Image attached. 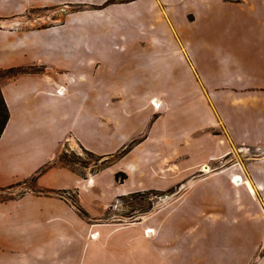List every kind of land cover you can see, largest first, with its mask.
Returning a JSON list of instances; mask_svg holds the SVG:
<instances>
[{"label": "crops", "instance_id": "crops-1", "mask_svg": "<svg viewBox=\"0 0 264 264\" xmlns=\"http://www.w3.org/2000/svg\"><path fill=\"white\" fill-rule=\"evenodd\" d=\"M73 7L96 15L20 27L31 11ZM100 41L125 44L101 60ZM35 66L0 86V188L36 176L40 193L0 202V264H264V154L249 156L264 146V0H0V70ZM140 133L87 178L41 170L70 138L111 156ZM171 189L182 194L165 211L98 220L100 201L105 211ZM59 191L75 193L86 217Z\"/></svg>", "mask_w": 264, "mask_h": 264}, {"label": "rangeland", "instance_id": "rangeland-1", "mask_svg": "<svg viewBox=\"0 0 264 264\" xmlns=\"http://www.w3.org/2000/svg\"><path fill=\"white\" fill-rule=\"evenodd\" d=\"M96 8H84V7H73V8H64V9H50V10H37V11H31L27 14H25L21 19H19L20 27H24L25 29H53L55 26L59 25L60 23H64L65 17L75 16L77 12L80 13H88V20H91V18H94L96 14L92 15V12H94ZM78 15V14H77ZM72 23L68 22L67 27H70ZM74 25L72 29L70 28L68 30V34H75ZM131 28V27H130ZM84 36L86 38L89 37L91 32V27L87 24L84 25ZM67 34V35H68ZM125 43L120 42H108V41H100L98 43L99 52L101 55V60L105 59L108 60V56L113 54L111 52H114L118 49H123ZM130 47H128V45ZM125 46V49H129L131 51H137L139 50L140 46L143 45L142 43H127ZM84 49H90L92 47L97 48V43H92L90 41L84 43ZM74 43L68 42L67 50H73ZM41 69V67H39ZM25 73H41L42 71H38V67H31L29 69H23L22 70ZM85 75H90L92 73V70H88L84 68ZM14 77V76H13ZM12 76L9 78H4L0 81V86L4 80L12 79ZM90 78V76H88ZM153 101V100H152ZM151 101V106L155 110V112L160 111L162 109V106L160 102H155L154 104L160 105L158 109H156L153 106V103ZM141 130H139L140 132ZM144 132V131H143ZM142 135L140 133L135 138L131 139L130 141H127L125 144V147L130 145L133 142H137L139 140V137ZM124 147V148H125ZM82 146H80L79 143H74L73 139H68V143L62 142L59 145V148L57 149V152L55 153V156L52 160L47 161L41 170H46L51 168L52 166H64L70 171H74V173L78 174L82 178H87L94 174V172L101 166L104 165V162L108 160L106 156L103 158L99 157L101 155H97L94 153L90 155ZM264 154V146L261 147H255L253 148V152L250 153L251 159L254 158H260ZM66 155L67 159L71 162L70 165L65 166L64 162L61 160V156ZM107 158V159H106ZM250 159V158H249ZM111 160V159H109ZM115 162V161H113ZM120 169V168H119ZM111 170V169H110ZM112 171V170H111ZM121 171V170H119ZM206 171V170H204ZM96 173V172H95ZM122 174V173H121ZM118 175L117 180L122 179L120 173H117ZM125 176V175H124ZM35 178L31 177L25 184H20L18 186H14L11 189L6 190H0V202H6L13 199H17L18 197H21L25 194L30 193H39L35 186ZM126 178V177H125ZM124 181V180H123ZM122 181V182H123ZM119 182V181H118ZM131 185H134L133 183H130ZM133 188V187H132ZM188 188V187H187ZM184 189V192H186V189ZM173 190V193H168L167 191L163 192L164 194L160 195L161 193H152L151 195L144 196V197H134L127 199V201H118L117 199L115 202L110 206V210L106 214V210L103 211L101 209V206L106 203L107 200H103L99 202V206H97L96 211L101 213L102 215L98 218V220L103 222H119L121 224L125 223H133L140 218L149 216L153 213H159L161 211H165L168 208L171 207L173 203H175V200L180 196V191ZM169 191V190H168ZM42 194H48L43 193ZM54 197H63L71 204L75 206V202L77 201L76 195L73 192H55L52 194ZM105 197V196H104ZM147 210L146 213H141L142 211Z\"/></svg>", "mask_w": 264, "mask_h": 264}, {"label": "trees", "instance_id": "trees-1", "mask_svg": "<svg viewBox=\"0 0 264 264\" xmlns=\"http://www.w3.org/2000/svg\"><path fill=\"white\" fill-rule=\"evenodd\" d=\"M24 72L21 70V69H6V70H0V81L3 80L4 78H9L10 76H16V75H19V74H23ZM1 89V88H0ZM7 120H8V110H7V107H6V104L3 100V97L1 95V90H0V136L7 124ZM137 142H133L131 143L130 145L126 146L125 148H123L120 152H117L116 154L114 155H111L108 158V160H106L104 162V165L99 167L95 172H98L108 166H110L113 161L117 160V159H120L122 158L127 152H129L136 144ZM90 155L93 156V154L89 153ZM99 157H102L103 156H99ZM106 157V156H104ZM106 158V159H107ZM111 159V160H109ZM61 160L64 162L65 166L67 165H70L71 162L67 159L66 155H62L61 156ZM64 167V166H62ZM74 172V171H73ZM94 172V173H95ZM38 175V174H37ZM121 177L122 179H118V175L115 176V179L116 181L118 182H122L124 179H125V176L124 174H121ZM36 177V176H35ZM28 181V180H27ZM27 181H23L22 183L20 184H25ZM19 184V183H17ZM19 184V185H20ZM18 186V185H16ZM14 186H9V187H6V188H0V190H6V189H11L13 188ZM168 193H173V190H169L167 191ZM152 193H161L160 195L164 194L163 192H157V191H144V192H134V193H131V194H128V195H125V196H120L117 198L118 201H127V199H130V198H134V197H144V196H148V195H151ZM10 200V199H9ZM74 206V205H73ZM111 207H109L107 210H106V214L107 212L110 210ZM75 209L78 211L79 215L83 216V217H86V213L85 211L79 206L78 204V201L75 202ZM147 210L145 211H142L141 213H146Z\"/></svg>", "mask_w": 264, "mask_h": 264}, {"label": "built area", "instance_id": "built-area-1", "mask_svg": "<svg viewBox=\"0 0 264 264\" xmlns=\"http://www.w3.org/2000/svg\"><path fill=\"white\" fill-rule=\"evenodd\" d=\"M152 103H153V106H154L156 109H158V108L160 107L159 104H158V105L154 104V101H152ZM233 184H234V185H237L236 181L233 180Z\"/></svg>", "mask_w": 264, "mask_h": 264}, {"label": "bare ground", "instance_id": "bare-ground-1", "mask_svg": "<svg viewBox=\"0 0 264 264\" xmlns=\"http://www.w3.org/2000/svg\"><path fill=\"white\" fill-rule=\"evenodd\" d=\"M235 180V179H234ZM236 183L238 184L239 182H238V179L236 180ZM152 233V231H148V236H150V234Z\"/></svg>", "mask_w": 264, "mask_h": 264}]
</instances>
